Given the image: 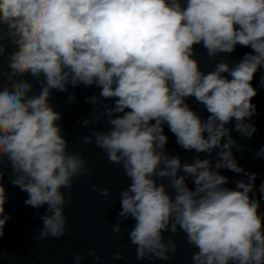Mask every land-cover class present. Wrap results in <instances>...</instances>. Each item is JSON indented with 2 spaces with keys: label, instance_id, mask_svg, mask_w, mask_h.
<instances>
[{
  "label": "clouds",
  "instance_id": "1",
  "mask_svg": "<svg viewBox=\"0 0 264 264\" xmlns=\"http://www.w3.org/2000/svg\"><path fill=\"white\" fill-rule=\"evenodd\" d=\"M238 47L250 51L230 64L224 55ZM81 87L99 90L85 97L92 108L81 126H105L75 141L101 150L128 181L112 233L123 239L121 224L134 221L126 231L136 260L171 261L182 233L191 264H264V180L257 189L260 174L239 163L234 152L247 146L232 135L258 131L264 0H0V239L10 220L6 170L25 205L46 206L35 239L67 234L69 193L95 169L87 147L72 150L53 100L66 93L72 103L69 89ZM165 129L190 159L170 154ZM255 157L264 160V145ZM87 255L101 260L95 249ZM85 259L73 254L74 264Z\"/></svg>",
  "mask_w": 264,
  "mask_h": 264
},
{
  "label": "water",
  "instance_id": "2",
  "mask_svg": "<svg viewBox=\"0 0 264 264\" xmlns=\"http://www.w3.org/2000/svg\"><path fill=\"white\" fill-rule=\"evenodd\" d=\"M247 48L238 47L237 51L224 55V58L231 64L234 60L240 59ZM199 59L205 71L211 70L212 62L206 57V50L197 46ZM218 57L217 59H219ZM260 73L256 74L253 81L254 86L259 85ZM76 92V99L72 103H67L66 93H56L53 103L57 110L62 112L60 122L66 138L72 142L73 151H83L87 147L85 156L94 165V174L88 177H81L76 181L69 195L72 203L66 208V216L69 221L67 234L57 240L46 238L36 240L42 226L40 215L46 214V206L39 210L25 205L27 193L12 186L11 175L6 170L4 176V186L7 194L5 204V214L10 216V220L5 225V236L0 239V264H74L73 254H84L86 259L81 264H191L190 256L193 251L184 241L183 234H179L174 239L177 240L178 251L175 257L169 261H138L136 260L135 247L131 246L128 239L127 229H130L134 221L131 219L121 224L123 239H116L112 233V226L117 223V213L120 211L119 193L126 187L128 181L124 178L123 172L117 166L108 162L104 153L94 145L85 146L75 141L77 136L90 135L91 130H103L104 124L89 125L85 128L81 126V121L90 115L92 105L85 101V97L96 94L99 90L92 88L69 89V92ZM189 103L198 111H202V106L197 105L194 99ZM257 105L258 115L253 117L258 131L250 140H244L233 131V138L238 143L247 147L243 153H235L239 163L247 170L259 173L257 189L261 180H264V160L255 157V151L264 145V89L258 88V95L253 99ZM207 115L206 112L203 113ZM170 141L168 150L170 154H179L182 159H190L192 153L184 152L176 143L175 137L165 129ZM248 148L252 151H248ZM224 175L231 179H245L242 175H236L229 171H224ZM90 184H95L99 188L111 189L110 197H102L98 192L90 188ZM234 186V185H233ZM264 211V205H262ZM165 233V237H167ZM95 249L101 256L100 261H95L92 256H88L89 250ZM122 251L125 259L114 260L112 254Z\"/></svg>",
  "mask_w": 264,
  "mask_h": 264
}]
</instances>
